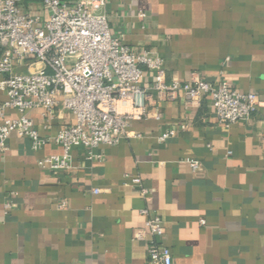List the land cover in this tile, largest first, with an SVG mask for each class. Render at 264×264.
Returning a JSON list of instances; mask_svg holds the SVG:
<instances>
[{
  "label": "crops",
  "instance_id": "obj_1",
  "mask_svg": "<svg viewBox=\"0 0 264 264\" xmlns=\"http://www.w3.org/2000/svg\"><path fill=\"white\" fill-rule=\"evenodd\" d=\"M20 6L47 15L40 0ZM102 12L134 53L163 58L167 83L224 80L264 100V0H106ZM151 82L147 75V109L159 118L132 121L118 143L91 154L73 147L69 169L40 165L62 152L59 145L34 151L27 138H7L0 264H150L145 242L133 237L144 226L142 208L161 218L165 231L156 241L170 248L172 264H264V107L248 121L220 124L207 98H162ZM27 116L44 137L73 121L61 106L53 116L41 108ZM169 128L175 135L159 141ZM135 176L145 196L130 181Z\"/></svg>",
  "mask_w": 264,
  "mask_h": 264
},
{
  "label": "built area",
  "instance_id": "obj_2",
  "mask_svg": "<svg viewBox=\"0 0 264 264\" xmlns=\"http://www.w3.org/2000/svg\"><path fill=\"white\" fill-rule=\"evenodd\" d=\"M21 1L0 0V91L5 94L0 101V151L6 150L11 134L27 138L34 151L52 142L62 152L43 156L41 167L69 169L73 147L82 146L91 154L101 144L118 143L132 121L159 118L147 109L151 101L144 83L147 75L152 78L151 88L162 98L181 94L187 104L207 98L220 124L248 121L264 107L258 93L240 92L224 80L167 83L161 56L149 51L136 54L111 34L102 12L106 0H40L46 17L24 11ZM59 106L73 121L51 137L41 136L27 112L41 108L44 115L53 116ZM8 109L18 116L7 118ZM185 128L183 122L180 130ZM175 133L166 129L158 140L163 142ZM189 165L193 171L200 167L197 160H189ZM130 181L142 196L147 194L138 176ZM140 213L146 216L144 226L133 237L145 242L150 264H172L170 248L156 241L165 231L161 218L146 208Z\"/></svg>",
  "mask_w": 264,
  "mask_h": 264
},
{
  "label": "trees",
  "instance_id": "obj_3",
  "mask_svg": "<svg viewBox=\"0 0 264 264\" xmlns=\"http://www.w3.org/2000/svg\"><path fill=\"white\" fill-rule=\"evenodd\" d=\"M66 1H71V0H66Z\"/></svg>",
  "mask_w": 264,
  "mask_h": 264
}]
</instances>
